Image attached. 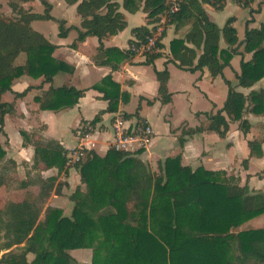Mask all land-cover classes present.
<instances>
[{"label":"trees","instance_id":"obj_1","mask_svg":"<svg viewBox=\"0 0 264 264\" xmlns=\"http://www.w3.org/2000/svg\"><path fill=\"white\" fill-rule=\"evenodd\" d=\"M10 2L16 15L10 20L0 19V134L4 135L5 117L16 114L15 101L24 98L33 88L48 89L34 102L41 111L57 112L77 105L86 90L73 87H56L54 77L67 70V66L53 58L56 46L31 27L37 21H54L58 26V37L66 38L69 32L77 31L71 45L87 37L98 40V55L106 59L97 65H108L112 70L119 63L132 59V46L145 42L150 30L139 27L132 30L135 39L129 41V49H105L103 40L123 31L127 24L119 12L122 7L129 13L140 8L147 14L148 24H155L167 10L166 0H64L69 6L76 5L81 18L80 28H68L64 20L50 15L51 4L38 0L45 7L43 14L24 10L19 2ZM121 1V5L119 4ZM223 1V4L221 2ZM227 0H183L178 12L168 16V26L179 31L189 27L182 39L170 42L171 60L178 69L190 73L206 68L212 78L223 77V70L238 53V38L229 18L223 28L210 21L202 4L216 9ZM254 0H246L244 8ZM253 13V12H252ZM245 27L243 53L251 54L249 61H240V73L236 75L237 87L251 89L264 79V25L259 29ZM164 30V32H165ZM161 35V39L164 36ZM160 39V40H161ZM221 41L226 45L221 47ZM191 45V48L188 47ZM157 47L161 50L162 44ZM197 51L200 55L197 56ZM25 56L22 65L16 61ZM161 54L146 56L143 65L152 66L158 82L157 98L162 105L171 103L167 89V68L157 71L154 61ZM115 61L116 64L111 62ZM196 61V63H195ZM21 77L41 79L39 86H29L22 93L12 90V84ZM225 107L214 115H207V125L197 128L183 127L178 138L180 147L188 138L214 132L224 138L226 113L238 129L246 133L250 124L245 119L249 114L264 116V88L251 90L248 94L238 92L229 81ZM92 89L103 93L108 101L106 112L116 113L119 100L127 102L118 84L110 76L102 79ZM13 95L12 102H4V94ZM152 105V101H147ZM133 115L123 114L127 120L135 118L142 122L138 110ZM98 116L90 123L94 126ZM82 130L83 134L88 133ZM224 128L221 130V128ZM24 135V133L22 134ZM31 138L34 147V168H55L63 172L67 165L74 168L80 177V186L70 195V216L58 208L45 207L53 190L58 192L56 178L31 181L23 180L20 189L29 185L38 186L36 194L27 192L21 201H11L0 207V264H78L69 251L92 250L90 264H264V229L232 233L233 229L264 215V195L251 194L247 187L239 186V178L223 171H208L203 167L192 170L181 165L180 156L167 158L158 164V173L152 172L138 155L118 152L111 148L103 157L84 147L77 149L83 154L74 164H68L69 152L59 143L42 138ZM261 140L248 142L250 156H262ZM6 152L0 144V188L5 175L16 167L12 160L2 164ZM132 201L131 209L128 203ZM138 244L147 247L146 259L136 256ZM12 249H16L14 252ZM18 250V251H17ZM3 253V254H1ZM33 256L32 260L28 257Z\"/></svg>","mask_w":264,"mask_h":264},{"label":"crops","instance_id":"obj_2","mask_svg":"<svg viewBox=\"0 0 264 264\" xmlns=\"http://www.w3.org/2000/svg\"><path fill=\"white\" fill-rule=\"evenodd\" d=\"M119 4L121 5V1H119ZM64 5L69 17L57 20H64L68 28H80L81 18L76 13V5L69 6L65 1ZM202 7L210 21L219 28H223L225 22L229 18H233L232 26L236 32L238 18H241L244 15L243 13H246V16H244L246 22L241 37L237 32L239 44L237 48L240 59L249 61L251 54L243 53L244 45L242 43L245 39V27L247 21L250 20L249 29H259L264 25V0H254L247 8L239 6L234 0H227L220 9L207 4H202ZM52 8L51 5V11ZM119 12L124 16L127 26L118 34L104 39L103 46L105 49L116 48L126 51L129 49V41L135 39L132 34L133 29L139 27L150 29L154 24H148L147 14L142 8L135 13H129L120 7ZM188 30L189 27H185L176 31L174 25L168 26L161 39V57L154 61V68L157 71H163L166 67L169 73L167 89L172 97L171 103L167 105H162L155 100L157 98L158 82L152 66L143 65L145 60L143 57L135 56L132 59L125 60L119 63V68L114 71L108 65H97L95 63L96 60L99 63L106 60L103 55H98L97 48L99 44L97 38L87 37L83 42L77 43L76 48L73 49L71 45L77 38V31L74 29L69 32L66 38H59L58 30L52 37L51 35H46L45 33L43 35L38 32L56 46L53 58L67 66L65 72H60L54 77V85L56 87L67 86L79 91H86L84 96L79 99L77 105L57 112L41 111L34 102L35 97L41 96L49 88L48 85L43 86L42 89L33 88L24 98L15 101L16 114L12 118L5 117L4 135L0 134V144L6 152L2 164L9 160L16 164V167L5 175V183L0 188L1 208H5L11 201L23 200L27 192L36 194L38 186L29 185L26 189H20L19 184L23 180L31 181L37 176H41L42 179L56 178V185L59 184L61 187V189L58 188L60 193L55 190L51 192L45 207L61 209L52 204L66 197L68 202H70V195L77 186H80L79 174L69 165L61 173H58L55 168L47 170L34 168L35 152L31 143L32 136H35L34 139L39 137L55 141L68 152L84 147L103 157L109 150L113 140V119L117 115H132L133 113L126 111V107L132 106L133 103L136 106L140 105L139 109L147 107L155 109L158 115L162 117L163 122L160 128L162 133H159V126L156 123H151L145 116L139 115L141 120L147 122L152 128L153 138L149 146L138 155V158L152 172L158 173V164L163 163L167 158L180 156L182 166L190 167L192 170L203 167L208 171H223L227 175L239 178V186L247 187L251 194L264 195V143L262 144L261 157L250 156V148L248 146V142L264 138V116L247 115L245 119L249 122L250 128L246 133L240 131L236 124H229V129L225 128L226 134L224 138L219 137L214 132L204 131L188 138L182 147L178 144L179 135L181 136L180 131L184 126L194 129L200 125H207L208 122L203 116L207 114L206 111L209 109L211 102L209 99L214 100L211 96L215 93L216 88L221 90L223 94L225 93V99H227L225 80L232 84L231 79L226 78L225 70L229 67L223 70V77L212 78L206 68L201 72L190 73L178 69L173 63L168 62L165 64L167 60L170 61L172 59L169 49L170 42L174 39H182ZM188 47L191 48V45H188ZM221 47H226L223 41H221ZM199 55L200 51H197V56ZM19 57L18 60H21V63L16 64L22 65L25 61V56L20 55ZM232 60L230 61V66ZM240 61L237 66L231 67L236 75L240 73ZM111 63L116 64L115 61ZM106 76H110L113 82L119 85L120 92L125 94L124 99L127 101L122 102L119 100L116 113L106 112L108 101L103 98V93L92 89L93 86L100 84ZM21 78L26 79L20 81L16 87H13L12 84L13 92L22 93L29 86H39L41 82V79ZM232 86L238 92L246 95L251 90L264 88V79L251 89L237 87V80L236 84ZM4 95H7V100H2L4 102H12L14 100L12 94ZM148 100L152 101V105L147 104ZM97 116L98 121L94 126H88ZM130 121L131 123L136 122L135 118H131ZM84 123L88 124L89 128L86 134H83L82 131L87 128L86 125H83ZM223 129L222 127L221 130ZM23 133L24 135H22ZM8 177L17 178L16 187L12 188L9 185ZM15 195H17L16 198L14 197ZM3 196L5 198H2ZM262 216L264 217V215ZM250 221L233 229L231 232L236 234L242 231L258 230L261 228L256 225L264 224L263 220L261 223L256 224L255 227L249 229L247 225Z\"/></svg>","mask_w":264,"mask_h":264},{"label":"rangeland","instance_id":"obj_3","mask_svg":"<svg viewBox=\"0 0 264 264\" xmlns=\"http://www.w3.org/2000/svg\"><path fill=\"white\" fill-rule=\"evenodd\" d=\"M9 1L10 2H16L17 0H0V19L10 20V19L15 18L16 15L12 12L11 7L9 6ZM47 1L53 7L52 11L50 12L52 17H54L56 19H64V18L66 19L67 17H69L68 13L66 12L63 0H47ZM19 4L24 10H30L31 12H34L37 14H43L45 11V7L43 5H41V3L38 0H23V1H20ZM243 14L244 15H242L241 18H238L237 23H236V29H237L238 35L240 37H241L245 22H246V19L244 17V16H246L245 15L246 13H243ZM236 16L239 17L238 14H236ZM31 27L35 31L40 32L43 35H44V33L46 35H51V37L58 30V26L54 21L33 22V23H31ZM240 60H241L240 55H235L232 62H231V66L227 70H225L226 71V78L231 79L232 85L236 84V78H235L236 74H235V72H233L231 67H233L234 65L237 66L238 62ZM16 63H18V64L21 63V60L17 59ZM237 70H238V68H237ZM228 74H229V76H228ZM24 79H26V78H20L19 80L15 81L13 83V87H16V85ZM7 94H9V93H7ZM6 96L7 95H4L2 97V100H4V101L7 100ZM225 96H226L225 93L223 94L221 92V90L216 88L215 93H213L211 96V98L213 97L214 100L209 99L211 102L209 104V109L206 111L207 115H209V116L214 115L219 110H222L225 107V103H226ZM137 106L133 103L132 106L126 107V111L134 114L135 111L137 110ZM138 112H139V115L145 116L151 123H154V124L156 123L159 126L158 132L162 133L160 128L162 127L163 121H162V117L158 115L157 110L151 109L150 107H147L144 109H139ZM223 115L228 120L226 122V124L224 125V128L229 129V124H231V125L236 124L238 126V124H237L238 122L236 123L235 121H233L231 119V117H229L226 113L223 112ZM203 118H205L207 120L206 115H204ZM180 134H181V131H180ZM179 137H180V135H179ZM8 183L12 188L16 187L17 186V178L8 177ZM14 197L16 198L17 195H15ZM2 198H5V196H3ZM52 205L61 208L64 211V214L66 216H70L71 210H72V204L70 202H68L67 197L63 198L57 202H53ZM127 206H128V209H131L132 202L131 203L129 202ZM0 207H2L1 198H0ZM263 220H264L263 216L259 217V218H255L254 220H252L248 223L247 227L249 229H251L252 227H255L256 224L261 223ZM256 226H259V228L264 229V224H260V225H256ZM12 250L14 252H16V249H12ZM147 251H148V249L146 246H144L142 244H138L136 247L135 253H136L137 257L145 260L146 255H147ZM1 254H3V253H1ZM69 254L72 256V258H74L76 260V262L78 264H90V262H91L92 250L80 249V250H75V251H69ZM32 258H33V256L28 257L29 260H32Z\"/></svg>","mask_w":264,"mask_h":264},{"label":"built area","instance_id":"obj_4","mask_svg":"<svg viewBox=\"0 0 264 264\" xmlns=\"http://www.w3.org/2000/svg\"><path fill=\"white\" fill-rule=\"evenodd\" d=\"M183 0H166L167 10L165 14L161 15L158 22H156L149 30L150 33L145 37V42H139L137 46L130 48L136 56L143 57L148 55L161 53L157 47L161 43V35L165 30L168 22V16L175 14L179 10V6ZM217 0H210V4L216 3ZM239 6L243 7L246 0H234ZM223 4V1L221 2ZM210 6V5H209ZM112 135L113 140L110 148L128 154H136L139 150L146 149L153 138V130L147 122H134L131 123L123 115H117L112 122ZM83 154L78 152L77 149L69 152L68 164L76 163Z\"/></svg>","mask_w":264,"mask_h":264}]
</instances>
